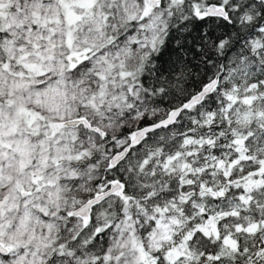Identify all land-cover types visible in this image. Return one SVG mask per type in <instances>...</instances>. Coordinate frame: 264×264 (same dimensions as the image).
Returning <instances> with one entry per match:
<instances>
[{
	"label": "snow or ice",
	"instance_id": "1",
	"mask_svg": "<svg viewBox=\"0 0 264 264\" xmlns=\"http://www.w3.org/2000/svg\"><path fill=\"white\" fill-rule=\"evenodd\" d=\"M0 264H264V0H0Z\"/></svg>",
	"mask_w": 264,
	"mask_h": 264
}]
</instances>
